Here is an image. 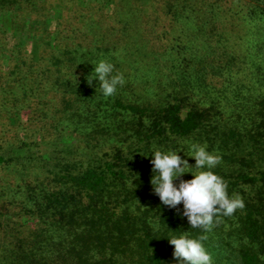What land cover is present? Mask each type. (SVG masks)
<instances>
[{
	"label": "trees",
	"instance_id": "trees-1",
	"mask_svg": "<svg viewBox=\"0 0 264 264\" xmlns=\"http://www.w3.org/2000/svg\"><path fill=\"white\" fill-rule=\"evenodd\" d=\"M133 27L168 90L125 79L104 98L87 77L132 55ZM0 104V191L18 208L0 264H178L166 237L201 230L154 194L150 161L191 142L222 156L213 171L245 205L208 233L214 264H264V0H0Z\"/></svg>",
	"mask_w": 264,
	"mask_h": 264
},
{
	"label": "clouds",
	"instance_id": "clouds-1",
	"mask_svg": "<svg viewBox=\"0 0 264 264\" xmlns=\"http://www.w3.org/2000/svg\"><path fill=\"white\" fill-rule=\"evenodd\" d=\"M87 79L90 85L93 80L98 81L96 88L104 98L112 97L125 83L124 75L106 59L95 63ZM181 150L185 152L179 147L151 153L152 190L169 208L182 204L181 215L187 218L189 227L201 230L196 236L182 231V234L166 237L174 246L173 257L178 264H214L212 254L204 244L208 233L223 217L233 216L237 209H243L244 201L239 193L229 195L228 183L213 171L222 161L218 152L209 151L206 143L191 142L185 152L186 156L194 158V165H190L178 154ZM185 173H191L192 178L180 179L175 184L174 180Z\"/></svg>",
	"mask_w": 264,
	"mask_h": 264
},
{
	"label": "rangeland",
	"instance_id": "rangeland-1",
	"mask_svg": "<svg viewBox=\"0 0 264 264\" xmlns=\"http://www.w3.org/2000/svg\"><path fill=\"white\" fill-rule=\"evenodd\" d=\"M105 9L108 10L107 7ZM105 18L106 19L102 22V30L107 32L108 35H114L116 31L121 28V26H118L119 28L117 27L116 22L118 16H111ZM128 34L127 42H133L134 47L118 48L124 49L125 52L128 48V51L132 55H127V57L123 58L120 63V67H118L116 71L122 73L125 79L131 81L133 93L137 94V96L149 98L152 97L151 95H155L156 93L160 94L161 96L164 95V93L168 90V85H166L165 83V81H167V78L163 76L160 68L155 70L156 66L153 64L155 62L154 58L156 56L154 53L155 50L158 49V47H151V43L148 37H141L142 33L138 32V30L134 27L133 29L128 31ZM143 44L146 47H142ZM133 66H137V68L134 70ZM211 83L213 85L212 90H215V86H220V81L218 80H211ZM4 123L7 124V117L5 119V115L0 113V144L3 145V147L9 144V142L11 141L8 135L10 126H8V128ZM1 175L3 177L0 178L8 179V181L12 179V175L9 173V171L1 172ZM3 194H5V192ZM9 200V196L7 194L2 195L0 191V223L10 225L11 223L8 220L11 217H15V219L16 217H18V208H16L14 204H9ZM6 213H8L9 215H6ZM3 234L4 233L0 229V236H2Z\"/></svg>",
	"mask_w": 264,
	"mask_h": 264
}]
</instances>
